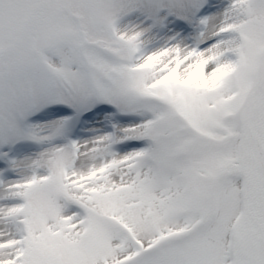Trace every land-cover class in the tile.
Masks as SVG:
<instances>
[{"label": "snow or ice", "instance_id": "1", "mask_svg": "<svg viewBox=\"0 0 264 264\" xmlns=\"http://www.w3.org/2000/svg\"><path fill=\"white\" fill-rule=\"evenodd\" d=\"M0 264H264V0H0Z\"/></svg>", "mask_w": 264, "mask_h": 264}]
</instances>
